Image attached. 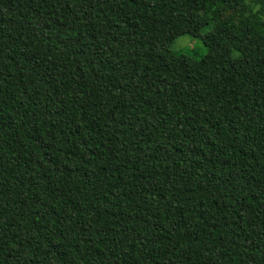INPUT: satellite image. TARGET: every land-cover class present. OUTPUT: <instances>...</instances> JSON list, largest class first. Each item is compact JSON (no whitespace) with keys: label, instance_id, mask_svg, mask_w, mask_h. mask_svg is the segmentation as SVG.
Instances as JSON below:
<instances>
[{"label":"trees","instance_id":"1","mask_svg":"<svg viewBox=\"0 0 264 264\" xmlns=\"http://www.w3.org/2000/svg\"><path fill=\"white\" fill-rule=\"evenodd\" d=\"M0 264H264V0H0Z\"/></svg>","mask_w":264,"mask_h":264},{"label":"rangeland","instance_id":"2","mask_svg":"<svg viewBox=\"0 0 264 264\" xmlns=\"http://www.w3.org/2000/svg\"><path fill=\"white\" fill-rule=\"evenodd\" d=\"M225 17L235 19L236 14L231 13ZM169 49L174 53L182 54L196 60L202 58L206 54V49L201 41L187 35L176 38L169 45Z\"/></svg>","mask_w":264,"mask_h":264}]
</instances>
